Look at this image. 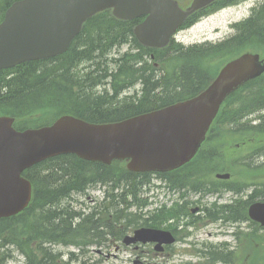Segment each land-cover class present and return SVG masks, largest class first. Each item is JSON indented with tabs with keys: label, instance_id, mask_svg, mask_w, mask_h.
I'll return each mask as SVG.
<instances>
[{
	"label": "trees",
	"instance_id": "16d2710c",
	"mask_svg": "<svg viewBox=\"0 0 264 264\" xmlns=\"http://www.w3.org/2000/svg\"><path fill=\"white\" fill-rule=\"evenodd\" d=\"M11 1L4 0V4ZM238 1H217L191 15L184 27ZM141 19L119 20L109 10L96 13L63 54L1 70L0 114L13 115L18 129L25 128L33 118L36 120L37 113H44L45 105L55 110V117L68 113L94 123L119 121L198 94L213 75L212 63L245 50L264 53V0L249 17L233 25V35L206 46L184 47L172 39L162 49L143 47L133 34V27ZM123 45L127 49L120 52ZM83 63L85 69L79 67ZM136 83L140 85L138 91L123 95ZM263 111L264 74L235 91L222 105L224 135L233 140L227 143V150L234 141L246 146L251 139H264ZM253 116L257 118L255 124L249 118ZM214 128L220 134L222 129L216 125ZM211 136L208 133L203 143L200 155L205 158L197 159L192 168L199 171L191 172V179L209 175L206 154ZM24 175L32 185L31 201L21 213L0 220V264H6L13 250L25 258L24 264H91L75 252L68 253L69 258L64 260L55 246L77 247L94 242L100 245L107 234L118 238L130 227H157L161 222L162 212L142 220L135 212L127 211L147 204L142 193L150 180L147 173L128 171L121 161L105 165L75 155H60L34 165ZM94 184L108 187L102 200L105 205L99 206L94 215L79 218L70 205L71 196ZM200 189H206V185ZM248 197L242 202L244 217L254 198L264 199V181L261 189H255ZM217 212L241 216L233 206H222ZM249 233L253 237L255 225Z\"/></svg>",
	"mask_w": 264,
	"mask_h": 264
},
{
	"label": "water",
	"instance_id": "95a60500",
	"mask_svg": "<svg viewBox=\"0 0 264 264\" xmlns=\"http://www.w3.org/2000/svg\"><path fill=\"white\" fill-rule=\"evenodd\" d=\"M212 1L193 0L183 10L175 0H20L0 23V69L64 52L83 21L104 9L120 19L146 15L134 34L144 46L161 48L191 13ZM263 72L264 58L245 52L196 96L114 123L63 115L51 125L17 131L12 117L0 116V218L19 213L30 201L31 185L22 171L59 154L105 164L126 159L127 168L136 172L181 166L198 150L223 100ZM248 215L264 227V202L253 203ZM162 234L143 228L127 242L160 241Z\"/></svg>",
	"mask_w": 264,
	"mask_h": 264
},
{
	"label": "rangeland",
	"instance_id": "374dc122",
	"mask_svg": "<svg viewBox=\"0 0 264 264\" xmlns=\"http://www.w3.org/2000/svg\"><path fill=\"white\" fill-rule=\"evenodd\" d=\"M183 1H184L183 3H186L189 2L190 0H183ZM258 2H259L258 0H245L236 6L222 9L208 17L201 19L199 22L195 23L191 27L179 31L176 36V39H178L185 45H191L194 43H201L204 41H216L223 37L229 36L230 34L233 33L232 24L247 17L250 14L253 6ZM223 62L224 60H220L215 63H212V65L210 66V71L214 70L216 67L217 69L220 68ZM164 67L165 65L164 66L162 65V69ZM43 111L45 115L40 118L38 123L47 122L55 114L54 112L55 110L49 108V105H45V109ZM253 119H255V117ZM32 121H34V118ZM216 128L222 130L220 131V134H217L216 141L211 140V142H209L208 150L212 147H215L217 151L219 150L222 154H224L222 155L220 152H218L221 155L222 159L225 161L224 162L225 167H222L220 164V167L219 169H217V171L228 169L227 171H229V173H231L233 177L232 178L233 182L236 181L235 183L241 184L242 186L256 185L257 189H261V183L264 181V139H261L259 141L258 140L255 141L254 139H251L249 140V144L246 146H242L239 141H234L229 146L230 149L227 150V146H226L228 145L227 143H230L233 140L230 139L229 136L224 135L223 126ZM236 160L245 161L244 166L240 165V163L237 162ZM207 170L209 173L211 170H216V169L213 168ZM206 178H208L207 175H205V179ZM243 182H245V184ZM249 189H247L246 187L244 190L246 192ZM191 193L192 196L194 193L193 192ZM151 196L152 195L150 193V197ZM74 198L79 201L83 199V197H81L80 195H74ZM192 198L199 199L197 195L192 196ZM246 198H247V193L243 195L242 199H246ZM150 199L152 201L151 207H156L159 205H167L168 207H170L172 202L173 203L175 202L174 200H171V198L168 199L167 193H162V192H160V194L156 197V199L155 198H150ZM228 199H229L228 194H226L221 199L218 200V203H222ZM213 201H214V197L212 196L204 197L203 204L208 206ZM75 207L78 208L79 206L76 205ZM189 209L190 208L188 207L187 210ZM194 215H196V213ZM240 226L244 228V236L245 233H247L248 235L242 238L241 243H243L244 247L242 252H240L239 254L241 256V261H239V263L264 264V231L259 230L258 231L259 233L256 232L254 234H251V236L253 237H250L249 231L251 228H247L244 225V223H241ZM194 231H197L194 234L195 239L201 242L218 243L223 241H231V237L228 236L230 230H228V228L222 223L212 224L210 222H205L204 224L200 225L197 230ZM190 240L193 241L191 238ZM195 243L197 246L201 244L200 242H195ZM138 245L141 247L136 250L132 245L128 247H123L124 249H122V251L120 252H118L116 248L111 247L109 249H106L107 252L103 250L104 252H102V254L91 252L90 257L88 255H83L81 257L82 259H85L87 262L89 260L97 261L96 264H161L163 262L162 258L160 259L157 256L148 257L146 254H144V256L139 257L133 254V253H139L140 250H144L143 253H146V251L152 252L151 250H153L154 248L153 244L143 245L140 243ZM191 247L192 246H188L183 243L178 244L176 247L177 254L174 255L173 258L169 259L167 264H189V263L197 264L198 258L195 255H192L190 252H187L192 249ZM55 249L57 251H61L64 254H66L68 251L74 248L58 245L55 246ZM18 255L19 253L15 250L13 252L14 259H12V262H10L9 264H17L16 260H19ZM138 260L141 261V263L138 262ZM20 261H22V257H20ZM217 264H222V263H217Z\"/></svg>",
	"mask_w": 264,
	"mask_h": 264
},
{
	"label": "flooded vegetation",
	"instance_id": "af4514ba",
	"mask_svg": "<svg viewBox=\"0 0 264 264\" xmlns=\"http://www.w3.org/2000/svg\"><path fill=\"white\" fill-rule=\"evenodd\" d=\"M208 161H210L211 163H212V165H213V161H214V156H213V154H211V156H210V159L208 158ZM212 167H214V166H212ZM167 173H171V172H165V173H162V174H160V176H162L163 177V179H164V183H165V185H166V187L168 188V189H171L172 187H177L178 186V183L177 182H175V181H172V180H170V178H168L167 176H166V174ZM217 174V171H214L213 172V174H212V177H211V180L212 181H217V182H225V180H221V179H216V178H213V176L214 175H216ZM173 177H174V175H173ZM231 179V178H230ZM211 185V184H210ZM212 188H213V190H221V189H223V188H225L226 187V185H225V183H219L218 185L215 183V182H212ZM232 192L235 194V196L234 197H232L231 198V202H228L227 204H230V203H232L234 200H236L237 199V195L239 194V191L238 190H236V189H234L233 188V190H232ZM182 197L183 198H187V195H182ZM185 205H183L184 206V209L186 208V209H188V205L189 204H193V203H189V201H186L185 203H184ZM195 205H196V209H197V211H199V213L201 214L202 213V211L203 210H205L203 207H202V205H199L198 203H194ZM236 204V202H234V205ZM239 205H240V203H238ZM234 205H233V207H234ZM193 208L191 209V212H193ZM196 211V212H197ZM184 213V212H183ZM233 217H234V219H235V215H233ZM236 221L234 222V223H236L237 225H240V223H241V220L242 219H240V218H238V219H235ZM222 224L224 225H227V224H230V221L229 220H226V221H223L222 222ZM177 230H179V228H177ZM174 234V236L176 237V234L175 233H173ZM239 239H240V235H237L236 236V239H235V243H234V246H233V248H235L234 250H237L240 246H241V244L239 243ZM218 248H221V247H225V248H227L228 247V245L227 244H219V245H216ZM134 247V249L136 250V249H139L141 246H133ZM164 249H163V251H161V252H154L153 251V253L154 254H161V255H163V256H166V255H169L170 254V250L171 249H169V246H164L163 247ZM141 252H144V250H140ZM146 252H150V251H146ZM215 264V263H214Z\"/></svg>",
	"mask_w": 264,
	"mask_h": 264
},
{
	"label": "bare ground",
	"instance_id": "6f19581e",
	"mask_svg": "<svg viewBox=\"0 0 264 264\" xmlns=\"http://www.w3.org/2000/svg\"><path fill=\"white\" fill-rule=\"evenodd\" d=\"M8 256L7 255H4V258H7ZM5 260V259H4Z\"/></svg>",
	"mask_w": 264,
	"mask_h": 264
}]
</instances>
